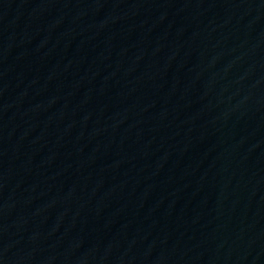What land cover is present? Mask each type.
I'll return each mask as SVG.
<instances>
[{"label": "water", "instance_id": "1", "mask_svg": "<svg viewBox=\"0 0 264 264\" xmlns=\"http://www.w3.org/2000/svg\"><path fill=\"white\" fill-rule=\"evenodd\" d=\"M0 264H264V0H0Z\"/></svg>", "mask_w": 264, "mask_h": 264}]
</instances>
